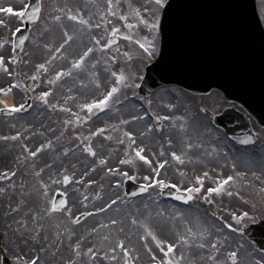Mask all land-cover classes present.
I'll return each instance as SVG.
<instances>
[{"label":"rangeland","instance_id":"374dc122","mask_svg":"<svg viewBox=\"0 0 264 264\" xmlns=\"http://www.w3.org/2000/svg\"><path fill=\"white\" fill-rule=\"evenodd\" d=\"M258 1L261 17L264 21V11L261 10L262 0ZM123 7L117 9L118 13L127 11L128 2L133 6H139L144 0H121ZM14 3V0H0V7ZM44 5L40 21L32 28L30 38L25 50L21 53L23 57L22 65L12 64L8 61L10 70L14 73V78L28 87V91L14 89L11 96L12 102L24 103L31 98L33 107L27 114L15 113L10 117L0 116V136H12L16 131H21L22 138L18 140H0V177L6 176L7 179H0V188L5 189L0 193V248L17 264V256L23 259L39 257V264H65V261L73 259L74 264H122L117 250L118 258L110 261L104 256L97 255L91 257L87 253V248L94 251L103 250L105 254L112 255L109 247L112 246L117 238H127V246L131 250V258L134 264H150L151 253L142 245L147 242L149 247L155 250V244L151 238L145 235V230L141 223L133 224V219L147 224L157 235L171 238L175 233L187 235L186 229L191 227L193 231L202 230V227H209L215 235V229H223L221 236L227 235L230 239L220 246L219 258L223 259L228 251H238L240 259L237 264H259L264 259V253L259 251L244 235V228L249 224L264 219V129L259 127L252 119L254 131L258 141L252 146H238L229 140L224 133L214 127L212 119L214 115L221 113L225 108L230 107L222 94L213 91L206 96H195L176 86H165L158 89L151 97L145 98L138 94V87L143 78L145 67L155 60L160 44L158 39V50L151 58L146 55L137 56L134 40L144 35V32H136L124 29V22L118 16L108 15L107 20L111 25L121 28L122 31L134 36L133 41H127L123 35L116 36V43L108 49H98L92 55V59L98 61L95 68L87 65L89 71H95L101 84L110 86V73L105 69L115 72L123 70L125 73H133V80L128 83L132 86L121 85L120 91L115 95V99L110 106L97 118L94 114L88 113L86 109H81L80 104L88 102L94 96H99L105 89H97L93 84L88 83L83 87L79 79L87 80V73L71 68L74 57L82 52L85 46H92V36L103 38L107 42L110 29L106 32L107 25H102L99 29L80 26L78 21H71L66 15H61L55 9L64 8L65 11L72 10L73 13L79 12L84 18L89 19L92 25L100 23L99 13L104 10L105 0H42ZM61 15L59 22L50 19L51 16ZM0 19H8V14L0 13ZM15 27L22 26V21L17 23L12 20L7 27L0 26V39L6 42V47L0 50V54L10 52L11 55L18 57L13 52L14 36H10V31ZM59 25H63V30L74 34V39L63 49L64 55L57 53L56 58L48 65L49 72L41 70L40 79L35 82L26 79L34 71L35 65L42 63L52 49H43L33 43L40 40L41 43H52L54 47L59 46L62 30ZM45 26L54 31V36L39 37L38 32L44 31ZM116 47L119 48L116 51ZM131 50L132 59L129 60L123 54ZM112 56L117 59L113 61ZM107 61V63H105ZM64 68L70 70L71 75L64 76L54 84H48L49 79H54V72ZM9 78L0 71V86L8 83ZM48 88L53 89L49 96L70 108L71 112L65 114L50 111L43 106V102L36 97ZM65 97H70L67 101ZM3 99V97H0ZM63 99V100H62ZM116 101H119L118 103ZM172 105V107H168ZM235 106L242 111L238 105ZM207 107V111H201ZM77 110V112H76ZM100 112V111H99ZM147 113V114H146ZM88 115L90 119L84 120ZM79 115L83 122H77L75 116ZM169 117V119L157 120L156 116ZM131 116L140 117L133 121ZM184 117L183 120L179 119ZM67 121H71L65 127ZM122 121H128L127 124ZM161 121L162 128L158 129L156 124ZM151 124L152 128L146 130V126ZM12 125H15L13 128ZM111 125V127H105ZM181 125H184L182 128ZM97 127H105L104 133H98L89 137L90 132H94ZM130 130L136 133L135 140L137 145L145 147L146 153H155L150 158L156 160H168L161 179L167 178L173 183L181 180L179 174L182 171L184 185L194 180L196 175L204 172L212 179H206L205 189L214 186L213 180L216 177H226L228 175L238 176L235 182H230L228 190L233 192L232 196L225 194L212 197L213 203L209 205L204 199L194 198L187 204L175 203L166 200L161 195V189L155 185L150 187V192L140 198H128L124 191V182L120 173L129 171V174H136L135 181L147 184L148 181L143 176L148 175V166L121 165L122 159H127L128 140L122 135L123 131ZM32 133L33 135H29ZM139 133H144L143 136ZM111 136L112 139H107ZM50 140L52 147L44 149L36 158L27 157L21 145L27 144L30 149L39 146L40 143ZM123 140V144L119 141ZM171 140V145L168 143ZM91 143L97 151V157L93 158L87 153L82 152L83 144ZM73 143L76 147L73 148ZM191 143L192 148L186 145ZM70 148L71 151L65 156L62 155L63 148ZM163 147L164 155H159ZM184 153L183 163L171 159L170 153ZM131 155V152H128ZM27 157V159H26ZM97 158H106L105 165H98L95 170L89 171L93 161ZM35 166V167H34ZM44 168L43 173L37 177L34 171ZM61 168L67 170L68 174L75 173L69 184L62 182L58 175ZM107 168L117 169L116 172L108 174ZM179 170V171H178ZM88 176L83 180L80 177L84 172ZM14 173V175H9ZM61 179L59 185L54 184L49 179ZM43 179L49 184L48 198H55L60 193L64 199L68 200L67 208L71 209L72 218L69 219L68 213L61 211L52 216H45L43 204L37 193L41 190L38 180ZM92 179L94 184H88L87 180ZM115 180H121L117 186ZM65 192L67 196H65ZM236 192L240 196L235 195ZM86 196L84 201L81 197ZM243 197L241 199L240 197ZM119 197V199H117ZM110 201H115L114 204ZM20 207L17 209V204ZM105 203H109L108 208H104ZM104 208L98 212L96 209ZM13 209H17L13 211ZM241 211L248 213L247 217H241V221L230 220V214ZM38 214L36 223H32V214ZM84 213H90L84 221L76 224L75 219ZM180 213V215H177ZM215 213V216L212 214ZM222 218V219H221ZM110 219L117 220L115 226L109 223ZM28 221V227L39 231V238L36 241L31 239L27 243L20 240L19 225ZM227 220L233 224V228L240 231L228 229L223 221ZM98 224L106 227H97ZM214 226V227H213ZM95 228V232L90 229ZM123 231H120V230ZM23 229H21L22 231ZM69 232L73 233L71 236ZM29 237L31 233L25 232ZM145 235V240L141 241L140 236ZM84 238L81 240L80 237ZM109 237L104 240V237ZM47 237V239H45ZM189 244H182L176 250L179 256L180 251L184 252L186 260L193 261V264H211L207 259L206 253L210 249L198 248V237H190ZM208 239V238H205ZM79 242L81 245V256L75 257L74 245ZM43 249V251H41ZM0 250V264H1ZM159 259V256L157 257ZM183 264V262H182ZM228 264H232L228 261Z\"/></svg>","mask_w":264,"mask_h":264},{"label":"snow or ice","instance_id":"6c2138e0","mask_svg":"<svg viewBox=\"0 0 264 264\" xmlns=\"http://www.w3.org/2000/svg\"><path fill=\"white\" fill-rule=\"evenodd\" d=\"M177 0H144L143 4H140L139 6H133L130 2H128L127 5V11L123 13H118L116 10L123 7V4L121 0H105V6L104 10L99 13L101 19L100 23H97L95 25H92L89 21V19L84 18L79 12L73 13L72 10L65 11L64 8H58L55 9L56 11H59L61 15H66L67 18L71 21H78L80 26H86L88 28L95 27L99 29L102 25H107L108 27L105 29L106 32L110 29V35L107 40V42L103 41V38H97L96 36H92L91 39L93 41L92 46H85V48L82 50L80 54H78V57H74L71 63L72 69L80 70L81 72L87 73V80L85 79H79V83L83 87H87L88 83L93 84L97 89L100 87H104V91L100 93L99 96H94L91 98L90 101L82 103L79 105L81 109H86L88 113H95L97 111L102 112L104 109L108 108L110 106V103L115 99V95L120 91L121 85L125 87L132 86L128 82L133 80L134 74L129 72L125 73L123 70H121L119 73L112 71L110 68L105 69V71L110 73L109 82L110 86H104L101 84L100 79L97 76V73L95 71H89L87 65L90 63L92 68H95L98 61L95 59H92V55L94 54L98 49H108L110 45L115 43V40L113 39L114 36L117 35H123L124 39L127 41H133L134 36L131 34H128L127 32H124L121 30V28L111 25L109 21L107 20L108 15L112 16H118L120 21L124 22V29L132 30L136 32H144L145 34L140 36L139 39H135L134 43L135 45H138V48L136 49V55L137 56H143L146 55L148 58H151L152 55L157 52L158 47V39L161 35L165 37V40L170 36H177L186 31L185 25L177 19L176 9H177ZM44 5L42 3V0H36V3H33L32 0H14V3L7 4L5 6L0 7V13H6L8 14V19H0V26L7 27L8 23L12 20H15L17 23H20L23 20L28 21H36L39 22L42 13H43ZM261 10L264 11V0H262ZM61 15H54L51 16L50 19L59 22L61 19ZM35 27V25H33ZM59 27L62 30V36L59 43V46L54 47L52 43H41L40 40H34L33 43L37 46H42L43 49H52L54 50L51 52V54L48 56L47 59H45L42 63H38L35 65L34 71L32 72L30 77H26V79H31L34 83L32 85L33 88H35V82L40 79V73L41 70H43L44 73L49 72L48 65L56 58V54L59 53L62 56L64 55L63 49H65V46L69 44L70 41L74 39V34H69L68 31L63 30V25H59ZM14 30L10 31V36H16L20 32L19 27H15L13 25ZM54 31L49 29L47 26H45L44 31H40L37 33L39 37H46L48 35L54 36ZM28 38L26 36L21 35L19 37L20 45L23 46L25 41ZM8 43H12L14 45V41H8ZM260 45L261 47H264V29L261 30V37H260ZM6 42L2 39H0V50L5 49ZM131 50L124 52V56L127 57L129 60L132 59V55L130 54ZM17 57L11 55L10 52L0 54V71L3 72V74L9 78L8 83H5L3 86H0V97H4V99H0V111L5 112H11L16 113L23 111L25 108V104L27 101L25 100L24 103H17L13 101L12 103H8L6 100V97L9 94H12L14 92V89H23L24 91H28V87L24 85L22 82L16 80L14 78V73L10 70V66L8 61H11L12 64H16ZM111 59L115 61L117 59L116 56H112ZM107 63V61L105 62ZM193 70L198 72H203L206 75H211V73L214 71L213 67L211 66V63L209 62L205 67H201L199 64L193 65ZM70 70H65L64 68H61L58 71L54 72V79H49L47 81L48 84H54L56 81L60 80L64 76L71 75ZM53 93L52 88H48L47 91H42L39 93V96L36 97L37 99L41 100L44 105H47L48 108L55 110L57 107L61 108L65 112H71L70 108L65 107L64 104H56V103H50L49 102V95ZM70 99V97H65V100L67 101ZM117 103L119 101H116ZM168 107H172V105H168ZM208 109L207 107H204L201 109V111L206 112ZM147 114V113H146ZM140 117L137 116H131L130 120H137ZM84 120L90 119V117L86 114L83 118ZM157 120L160 119H169V117H161L159 115L156 116ZM179 119L183 120L184 117H180ZM75 120L77 122H83L81 120V117L79 115L75 116ZM68 123H71V121H67L65 124V127ZM122 123L127 124L128 121H122ZM14 128L15 125H12ZM105 127H111V125H106ZM105 127H97L94 132L89 133V137L85 138L86 140H90L91 137L96 136L98 133H104ZM183 128L184 125H181ZM152 125L149 124L146 126L147 129H151ZM29 135H33L32 133H29ZM122 135L128 140V152H131V155H128V152L125 153L126 156H128L127 159L120 160L121 165H133L135 166H148L150 169L149 174L143 176V179L145 181H148L147 184L141 187V191H145L148 187H151L152 185H155L158 188H167L171 187L173 189H177V192L174 193L177 200L181 201H189L194 198L197 199H204L207 201L209 205H211L214 201L212 199L215 195L220 194H227L228 196H232L233 192L228 190V186L230 182H235L236 178L240 176V173H237L236 176L228 175L226 177H216L213 180L214 186L207 187L205 189L204 182L206 179H212L208 176L207 172H204L202 175H196L194 177V180L189 182L188 185H184L183 177L184 173L182 171L179 172L181 176V180L177 183H173L167 178L161 179L159 177L162 176L163 170L165 169V166L169 163L168 160H156L153 161L150 156L155 155V153H146L145 147L142 145H137L135 140V135L133 131L126 130L122 132ZM139 135L143 136L144 133H139ZM22 138L21 131H16L12 136H0V140H18ZM107 139L111 140L112 137L108 136ZM249 142V139H245L242 141V143L247 144ZM120 144H123V140L119 141ZM168 143L171 145L172 141L168 140ZM77 145L76 143H73L72 147L75 148ZM52 147V142L50 140H46L39 144V146H36L33 149H30L27 144H22L21 148L23 152L27 153V157L36 158L38 154H40L44 149ZM187 148H192L193 145L191 143L186 145ZM71 151L70 148H63L62 149V155H67ZM82 152L87 153L89 156L96 158L97 157V151L94 149L93 145L91 143L85 142L83 144ZM159 155L163 157L164 150L163 147L160 149ZM171 159L174 161H179L181 164L183 161L184 153L177 154V152L173 151L170 153ZM26 157V159H27ZM106 158H97L93 161L91 165V170H95L98 165H105ZM35 167V166H34ZM44 171V168H39V170L34 171L33 175L39 177ZM117 169L114 168H107L106 172L108 174H112L116 172ZM179 171V170H178ZM9 175H14V173H9ZM58 175L61 176L63 184L67 185L69 184L70 180L73 179L75 176V173L68 174L67 170L64 168H61ZM122 179H128V180H134L136 179V174L133 173L132 175L129 174V171H123L120 173ZM88 176V172H84L83 175L80 177L81 180H83L85 177ZM0 179H7L6 176L0 177ZM52 183L59 185L61 183V179H55L53 177L49 178ZM38 183L40 185V191L37 193L38 197L41 199V202L43 204L42 211L44 212L45 216H52L55 215L58 212L64 211L68 213L69 219L72 218L71 209L67 208L68 200L67 199H60L59 202H56L55 198H48V192H49V184L45 183L43 179L38 180ZM88 184H94L95 181L92 179L87 180ZM115 184L119 186L121 184V180H115ZM5 189L0 188V193L4 192ZM56 192H60L61 189L57 187L55 189ZM67 196V193L64 194ZM235 195L240 196L239 192H236ZM84 201H87L86 196L81 197ZM243 199V197H240ZM119 199V197H117ZM110 203L114 204L115 201H110ZM20 207L19 203L17 204V209ZM109 203H105L104 208H108ZM104 208L96 209L98 212L104 211ZM17 209H13V211H16ZM85 215H90V213H85ZM177 215H180V213H177ZM215 216V213L212 214ZM248 213L245 211H241L239 215H237L236 212H232L230 214V220L236 221L237 224L240 223L241 217H247ZM38 218L37 213L32 214V223L35 224L36 220ZM222 219V218H221ZM78 222V221H77ZM109 223L113 226L117 224V220L110 219ZM133 224L141 223V226L145 230V235L151 238V241L155 244V250L151 247H149L147 242L143 243V247L147 249L149 253H151L150 257V264H193V261L186 260V257L184 255L183 251H180L179 256H177L176 250L179 246L182 244H189L190 237H198V248L199 249H210V253H206L208 261L211 262V264H228V261H231L232 264H237V261L240 259L238 251H228L226 253L225 258L221 259L219 258L220 253V246L225 244L230 237L227 235L221 236L220 233L223 232V229L217 228L215 229V235H213V232L209 229V227H202V230L199 231H193L191 227H188L186 229L187 235L178 234L175 233L171 238L169 237H161L156 234L154 230H152L147 224L139 222L135 219L132 221ZM224 225L228 229H233L234 231H240V229L233 228V224L230 223L227 220L223 221ZM97 227H106V225L98 224ZM214 227V226H213ZM21 229H23L21 231ZM17 231L20 235V240L23 243H27L29 239L36 241L39 238V231L33 230L28 227V221L25 220L23 225H19ZM91 232H95L96 229H90ZM120 231H123L122 229ZM25 232L31 233L29 237H26L24 235ZM70 236L73 234L71 232L68 233ZM145 235H141L139 238L141 241L145 240ZM84 237L81 236L80 239L82 240ZM208 238V239H205ZM47 239V237H45ZM109 237L105 236L104 240H108ZM127 238L125 239H119L117 238L112 246L109 247V252L113 253L112 255H107L103 250L100 251H94L93 248H87V253L91 257L104 256L105 259L110 261H116L118 258L117 250L119 249V253H122L120 256V259L122 260V264H134V261L131 258V250L127 246ZM74 249L76 250L74 252L75 257L81 256V245L79 242H77L74 245ZM43 251V249H41ZM159 256V259L157 257ZM17 264H39V257H34L32 259H23L19 256H17ZM65 264H74L73 259H69L65 261ZM259 264H264V259H261L259 261Z\"/></svg>","mask_w":264,"mask_h":264},{"label":"water","instance_id":"95a60500","mask_svg":"<svg viewBox=\"0 0 264 264\" xmlns=\"http://www.w3.org/2000/svg\"><path fill=\"white\" fill-rule=\"evenodd\" d=\"M36 3V0H32ZM177 19L186 31L170 36L161 35L158 59L146 69L140 93L150 95L156 88L175 84L195 94L220 90L229 101L241 104L259 125L264 127V47L260 45L262 27L256 0H177ZM26 22H32L26 20ZM28 28L16 35L15 51H19L21 35L28 37ZM26 42V41H25ZM211 63V75L193 70ZM215 124L225 129L239 144L248 145L256 137L244 115L227 109L215 117ZM249 139L247 144L242 143ZM141 185L126 182L129 195H141ZM169 197L176 191L168 188ZM64 199L58 195L56 202ZM246 235L264 251V221L251 225ZM4 264H10L4 258Z\"/></svg>","mask_w":264,"mask_h":264},{"label":"flooded vegetation","instance_id":"af4514ba","mask_svg":"<svg viewBox=\"0 0 264 264\" xmlns=\"http://www.w3.org/2000/svg\"><path fill=\"white\" fill-rule=\"evenodd\" d=\"M48 99H49V102H50V103L62 104V103H59V102L55 101V100H57V99L54 100V97L50 98V96H49ZM62 100H63V99H62ZM43 106L45 107L44 104H43ZM49 109H50V108H49ZM50 111H51V112H52V111H56L57 113H60V114H65V113H66L65 111H63V110H62L61 108H59V107H57L55 110L50 109ZM76 111H77V110H76Z\"/></svg>","mask_w":264,"mask_h":264},{"label":"bare ground","instance_id":"6f19581e","mask_svg":"<svg viewBox=\"0 0 264 264\" xmlns=\"http://www.w3.org/2000/svg\"><path fill=\"white\" fill-rule=\"evenodd\" d=\"M6 100H7L8 103H12V98H11V96H7V97H6Z\"/></svg>","mask_w":264,"mask_h":264}]
</instances>
